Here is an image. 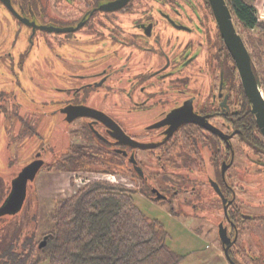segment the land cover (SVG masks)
Listing matches in <instances>:
<instances>
[{
	"label": "flooded vegetation",
	"instance_id": "obj_1",
	"mask_svg": "<svg viewBox=\"0 0 264 264\" xmlns=\"http://www.w3.org/2000/svg\"><path fill=\"white\" fill-rule=\"evenodd\" d=\"M85 1L86 7L55 13L42 0L33 8L10 0L28 24L0 2L15 22L16 39L24 28L22 47L0 49V74L7 75L0 78V142L8 148L25 142L33 147L16 175L37 159L44 162L39 172L67 166V159L80 155L72 141L79 140L81 126L90 143L82 146L83 157L100 158L106 166L97 163L94 170L127 177L138 185L137 191L124 187L133 197L166 204L173 215L180 207L186 217L202 223L206 234L218 237L222 223L233 243L228 252L234 263L264 264V136L208 1L128 0L113 10L100 7L115 0ZM235 28L264 99L259 56L240 33L245 31ZM52 42L74 50L93 46L95 54L87 60L58 56L50 69L53 62L46 56L42 68L33 66L41 71H24L33 47ZM107 100L114 108L104 106ZM80 106L103 113L129 142L150 147L117 141L99 119L67 113ZM189 109L202 118L201 124L174 127L171 112L181 110L184 116ZM144 118L152 121L142 126ZM163 120L170 122L154 127ZM5 151L0 162L8 169L19 158Z\"/></svg>",
	"mask_w": 264,
	"mask_h": 264
},
{
	"label": "trees",
	"instance_id": "obj_2",
	"mask_svg": "<svg viewBox=\"0 0 264 264\" xmlns=\"http://www.w3.org/2000/svg\"><path fill=\"white\" fill-rule=\"evenodd\" d=\"M224 1L242 30L264 33L251 4ZM14 4L33 8L38 0H14ZM83 165L78 161L74 167ZM5 174L0 173L2 185ZM52 222V230L39 241L34 225L29 231L19 230L7 246L0 243V264H179L186 257L169 247L168 232L137 207L131 190L109 182L93 181L59 201ZM44 237L46 244L39 248Z\"/></svg>",
	"mask_w": 264,
	"mask_h": 264
},
{
	"label": "rangeland",
	"instance_id": "obj_3",
	"mask_svg": "<svg viewBox=\"0 0 264 264\" xmlns=\"http://www.w3.org/2000/svg\"><path fill=\"white\" fill-rule=\"evenodd\" d=\"M244 1L248 4L250 3L249 0ZM42 2L46 6L53 8L55 13H58L60 10L67 11L66 8L70 9L88 6L85 0H70V2L63 0H42ZM256 9L257 8H255V10ZM14 23V20L0 6V49L6 50L13 44L15 49L22 47L24 42V28H21L19 36L16 39L14 36V28H16ZM233 23L235 27L240 30V27L234 18ZM240 33H242L243 36L248 40L250 49L255 52L257 57L259 56L258 67L259 70L264 71V33L256 28L245 32L241 31ZM93 49V46H78L74 50V46H57L53 42L50 44L43 43L38 47H33L32 52L30 53L33 54V56L27 59L24 71H41V69L35 68L33 66L40 64L39 67L42 68L43 58H46V56L50 61L53 62V65H49V69L54 67V62L58 56V60H60V57L65 59H69V57H75L79 60H87L91 55L93 56V54H95ZM84 66L86 65L84 64ZM64 67V69H68L65 64ZM1 76L7 77V75L0 74V78ZM20 83L27 87L30 85L29 82L24 78L20 79ZM104 106L107 108H114L111 101L109 100L104 102ZM146 118H144V122L141 123L143 124L142 126H144L147 122L152 121L151 118ZM77 129H79L78 126ZM78 132L80 135L79 140L75 139L72 141L77 144V146H79L78 151H81L78 152L80 155L75 156V159L73 160L75 162L71 161L72 158H69L67 159L69 161L67 166H61L60 164L53 166V168L50 170H42L39 172L34 182H32V184H28L27 198L24 201L21 211L15 215L0 216V243L3 246H7L9 242H11L16 237L19 230L28 229L29 231V229L34 225L35 241H39L42 235L50 232L53 228L52 217L55 214L57 203L63 199L73 196L78 190L93 181H105L123 187H130L131 189L137 191L138 185L123 175H113L114 173L111 172L110 174L106 171L94 170L93 168L99 167V165L103 167L104 161L100 160V158L95 159L89 156L86 158L83 157V149L81 148L82 146L83 148L86 147L90 143L87 142V134L85 131H83L81 126ZM40 134L41 136L47 137L45 138L46 141H51V138L48 137L49 134H46V132L41 131ZM4 148H6L5 154L11 157H18L19 159H15L13 161L14 165L8 169H5L2 166L3 160L0 162V173H6L5 182L3 180L5 184L2 185V183H0V199L2 198V193H6L7 191L5 194L6 196L9 192L10 182L16 176L13 172L18 168V166H20L21 163L26 162V160L32 156L31 150H33V147L32 149H29L26 142L20 144L19 146L16 144L15 146L14 144H11L10 148L5 146V142H0V152ZM78 161H82L84 165L74 167L77 165ZM7 163L11 162H6L5 165H8ZM97 163L99 165H97ZM88 165H90V167H88ZM133 198L137 207L146 216L158 220L164 226L169 235L167 243L173 251L182 255H186L194 251L193 253L195 255L192 256L190 261L196 260L197 254H200L198 256L202 257L203 254L210 253L213 241L219 243L217 236L206 234V232L202 230V223L198 222L193 217H186L187 214L185 215L180 207L175 206L174 209L176 210L177 214L173 215L170 211V206L166 204L152 202L146 197L138 194L134 195ZM188 209L189 207L185 208V213H188ZM262 223H264V221H262ZM212 263L219 264L218 262ZM42 264L48 263L44 262Z\"/></svg>",
	"mask_w": 264,
	"mask_h": 264
},
{
	"label": "water",
	"instance_id": "obj_4",
	"mask_svg": "<svg viewBox=\"0 0 264 264\" xmlns=\"http://www.w3.org/2000/svg\"><path fill=\"white\" fill-rule=\"evenodd\" d=\"M207 1L211 9V12L213 14L219 33L223 39L224 45L235 63L244 93L247 96L249 103L251 104L252 112L255 114L257 125L264 136V99L262 97V93L260 91L258 82L256 81L255 76L253 74L248 51L244 46L242 39L240 38V36L236 31L235 25L233 23L232 14L225 1L224 0H207ZM0 2L7 9H9L11 13L16 15L10 0H0ZM127 2L128 0H115L113 2L104 4V6H101L100 9L103 10L117 9L124 6ZM17 18L21 22H25L26 24H28V22L25 19H21L19 16H17ZM41 29L50 32L65 31L59 29H52L50 27H41ZM189 110L190 111L187 114H184V116L181 110H176L174 112H171L170 121L171 118L177 120L174 127H177L179 124L184 122L201 124L202 118L200 119V117H197L192 112V109ZM70 112H72L73 117L85 116V117H94L99 119L108 127L109 130L114 131L112 136L116 138L117 141L126 142L132 147H137L140 149H147L148 147H150L147 144L135 142L132 140L129 142L127 139L128 137L121 131V129L115 125L113 126L111 124H107L108 122L105 119L107 117L103 113L97 110L85 106H80V107H76L74 110H67L68 114ZM170 121L163 120L159 124L154 125V127L164 125L166 123H169ZM43 163L44 162L41 159H37L30 162L29 164L24 166L23 169L11 181V190L8 193L7 197L4 199V201L2 202V204L0 205V216L15 215L21 211L24 201L27 197V186L29 183H32L34 181V179L37 176V173L43 166ZM159 198L160 196L157 195L155 199H159ZM218 238L221 244V250L223 252L224 258L227 260L229 264H236L233 262L228 252L230 246L233 243L230 241L229 237L227 236L226 228L223 226L222 223L219 224ZM45 244H46V237H44L41 240L38 247L42 248L45 246Z\"/></svg>",
	"mask_w": 264,
	"mask_h": 264
},
{
	"label": "crops",
	"instance_id": "obj_5",
	"mask_svg": "<svg viewBox=\"0 0 264 264\" xmlns=\"http://www.w3.org/2000/svg\"><path fill=\"white\" fill-rule=\"evenodd\" d=\"M250 3L254 8H259L264 0H249ZM194 251L186 254V257L179 263V264H213L212 262H218L219 264H229L227 260L224 258L223 252L220 248V245L218 242L213 241L211 246L210 253L203 254L202 257H199L197 254V259L190 261L193 255ZM202 258V259H201Z\"/></svg>",
	"mask_w": 264,
	"mask_h": 264
},
{
	"label": "built area",
	"instance_id": "obj_6",
	"mask_svg": "<svg viewBox=\"0 0 264 264\" xmlns=\"http://www.w3.org/2000/svg\"><path fill=\"white\" fill-rule=\"evenodd\" d=\"M255 16L257 22L264 24V2L259 8L256 9Z\"/></svg>",
	"mask_w": 264,
	"mask_h": 264
}]
</instances>
